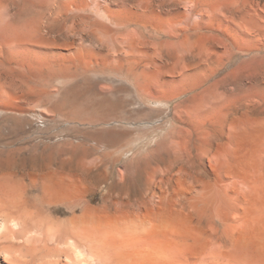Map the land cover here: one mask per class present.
Here are the masks:
<instances>
[{"label":"bare ground","instance_id":"bare-ground-1","mask_svg":"<svg viewBox=\"0 0 264 264\" xmlns=\"http://www.w3.org/2000/svg\"><path fill=\"white\" fill-rule=\"evenodd\" d=\"M219 3L253 45L204 32L201 0H0L41 41L65 21L107 48L97 70L154 115L102 120L113 150L71 140L47 161L1 160L0 264H264V0ZM73 45L60 61L82 59Z\"/></svg>","mask_w":264,"mask_h":264},{"label":"rangeland","instance_id":"rangeland-1","mask_svg":"<svg viewBox=\"0 0 264 264\" xmlns=\"http://www.w3.org/2000/svg\"><path fill=\"white\" fill-rule=\"evenodd\" d=\"M201 1L215 8L213 16L201 21L204 32L237 31L235 39L253 45L251 35L242 34L227 21L229 14L226 10L223 13L225 6L220 0ZM4 8L0 11V161L12 158L27 161L28 166L30 160L47 161L71 140L95 148H104L106 143L113 150L118 136L107 133L108 126L102 120H111L109 125L118 128L123 126L121 122L130 127L154 118L148 106L136 111V106L128 103L127 96L135 93L132 82L122 75L97 70L106 57L112 56L107 48L88 41L80 43L77 35L63 30L65 21L54 23L53 32L41 41L29 28L37 18L15 16ZM222 38L227 41V37ZM72 41L75 45L71 49L82 59L60 61L59 56L69 55L62 50L63 45ZM92 64L94 69L89 67Z\"/></svg>","mask_w":264,"mask_h":264}]
</instances>
